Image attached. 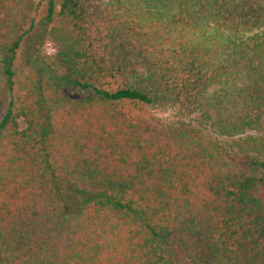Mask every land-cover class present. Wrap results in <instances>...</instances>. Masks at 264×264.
<instances>
[{
  "label": "trees",
  "instance_id": "obj_1",
  "mask_svg": "<svg viewBox=\"0 0 264 264\" xmlns=\"http://www.w3.org/2000/svg\"><path fill=\"white\" fill-rule=\"evenodd\" d=\"M0 54V264H264V0H0Z\"/></svg>",
  "mask_w": 264,
  "mask_h": 264
},
{
  "label": "rangeland",
  "instance_id": "obj_2",
  "mask_svg": "<svg viewBox=\"0 0 264 264\" xmlns=\"http://www.w3.org/2000/svg\"><path fill=\"white\" fill-rule=\"evenodd\" d=\"M37 2L39 0H36ZM45 13V3L43 2L42 5L40 6V9L37 13L33 12L31 15L32 16H36V25L32 28L31 27V23H28L27 26L25 27L26 29H28L27 33L25 34L22 43H21V47L19 48V50L17 51V54L15 56V59L13 61V68L15 69H21L24 65H27L30 63V61L32 60L33 54H34V50L35 47L37 46V44L40 41V36H39V32L41 29V24L39 23V20L41 19V17L44 15ZM5 57L8 59L9 55L7 54H0V78H2L4 76V68L5 65L7 64V61L4 62ZM14 94L16 93V89L13 92ZM11 94L8 92L6 93L5 98L2 101L1 104V109H0V117L4 114L6 107H7V101L10 98ZM150 110L159 115V116H167L169 111L164 110L162 108H150Z\"/></svg>",
  "mask_w": 264,
  "mask_h": 264
}]
</instances>
